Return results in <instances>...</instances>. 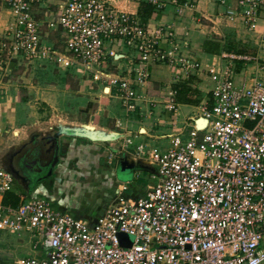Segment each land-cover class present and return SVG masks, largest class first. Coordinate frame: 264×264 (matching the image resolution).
I'll return each mask as SVG.
<instances>
[{
    "label": "built area",
    "instance_id": "built-area-1",
    "mask_svg": "<svg viewBox=\"0 0 264 264\" xmlns=\"http://www.w3.org/2000/svg\"><path fill=\"white\" fill-rule=\"evenodd\" d=\"M132 1L0 0L9 16L0 27V82L21 61L76 68L127 115L145 102L140 92L151 66L168 67L177 83L202 72L211 82L198 114L185 122V138L183 128L167 148L129 150L125 136L119 151L107 152L111 165L127 152L155 166L156 184L139 196L128 182L118 184L92 222L45 196L16 192L12 175L0 169V232H27L40 250L13 264H264V0H214L220 16L256 35V50L222 52L223 64L204 68L173 26L151 27L118 6ZM57 31L60 46L48 38ZM188 85L197 89L193 80ZM176 96L172 89L164 109L177 117ZM199 118L207 121L202 129Z\"/></svg>",
    "mask_w": 264,
    "mask_h": 264
},
{
    "label": "crops",
    "instance_id": "crops-1",
    "mask_svg": "<svg viewBox=\"0 0 264 264\" xmlns=\"http://www.w3.org/2000/svg\"><path fill=\"white\" fill-rule=\"evenodd\" d=\"M140 1L122 2L118 6L137 15ZM157 1L163 7L155 10L146 23L151 27L173 26L176 40L181 45L187 44V53L199 62L202 68L212 62L216 65L223 64L224 61L219 56L222 52H234V48L240 47L250 53L256 50L254 44L256 35L243 30L240 24L228 22L220 16L221 9L215 5L214 0H175V3L173 0ZM8 17L5 6L0 2V27L7 22ZM215 46H218L217 51ZM117 65L123 69L126 67L125 62H117ZM15 66L13 65V68ZM149 72V82L140 92L145 102H141L139 111L132 114V122L120 129L125 136L132 135L137 140L169 138L172 134L181 131L177 123L172 122L171 112L164 109L165 99L177 83L176 75L164 65L151 66ZM191 76L197 85V90L201 92L206 87L207 94L211 82L206 74L192 73ZM4 79L0 82V146L4 145L0 147V153L9 145L8 138L4 137L5 132L19 127L16 109L18 104H13L14 100L17 101V89H10L11 85ZM182 106L192 107L179 104L177 117L182 112L180 110ZM192 108L198 110V107ZM195 110L191 114L189 110L183 112L182 122L185 123L190 117L196 116L198 111L196 113ZM115 121L114 119V125ZM168 124L170 128L167 127ZM157 126H165L168 132L155 135L152 132ZM114 127L118 129L116 125ZM13 134L17 135L14 132ZM80 140L66 137L60 139L61 151L64 154L63 156L60 154L55 177L52 175L50 179L36 187H29V192L22 188L15 191L28 196L30 194L45 196L54 208L68 212L83 221L92 222L107 206L118 183L115 182L114 171L101 165V159L105 158L106 154L101 147L105 144ZM4 142L7 144L5 145ZM74 160L76 163H73ZM0 166H2L1 159ZM135 177L137 178V175ZM144 189L131 191L139 196Z\"/></svg>",
    "mask_w": 264,
    "mask_h": 264
},
{
    "label": "rangeland",
    "instance_id": "rangeland-1",
    "mask_svg": "<svg viewBox=\"0 0 264 264\" xmlns=\"http://www.w3.org/2000/svg\"><path fill=\"white\" fill-rule=\"evenodd\" d=\"M61 36L62 34L57 31L50 33L48 38L53 41L55 46H60ZM21 62L22 64L17 65L18 67L11 68V72L4 79L11 85L10 89H17V101L14 100L13 104H18L16 109L19 127L5 132L4 137L8 138L9 145L0 153V159H7L9 149L11 150L19 139L26 138L32 133L46 134L54 130L58 124L90 126L105 132H120V129L114 127V119L119 120L123 126L132 122L133 115H127L118 100L100 98L98 96L100 89L96 88L94 83L89 84L86 78L76 72V68H69L66 71L59 69L58 71L54 64L40 65L37 63L28 64L26 61ZM78 70L81 71L80 68ZM206 90L205 87L200 92L201 98L206 97ZM180 110L182 112L178 117L173 116L172 122L177 123L179 129L184 128L185 138L189 128L182 122L184 119L183 112L189 110V114H191L195 109L182 106ZM195 111L197 113L198 110ZM167 127L170 128V124ZM131 129L135 130L133 127ZM167 132L165 126H157L152 133L161 135ZM130 139L133 145L128 148L129 150H133L138 144H143L149 148L164 149L168 147L169 142V138L137 140L132 135H130ZM122 143L123 141L119 140L113 143H102L105 145L101 147V150L105 151L106 154L105 158L101 159V165L114 171L115 182L118 184L128 182L131 190L138 191L153 187L156 184V179H151L148 172L140 170H133L128 173L120 172L117 162L121 155L116 156V162H113L112 165L109 163V157H107L109 153L107 152L111 149H118L119 151ZM60 154L63 156V151ZM73 163L76 161L74 160ZM151 167L156 170L155 166ZM56 168L53 171V177L56 176ZM14 189H21L16 182ZM130 192L127 194L129 195ZM29 236L30 234L24 231L19 233L0 232V264H13L19 258L39 254V249L36 251L32 249L35 240L29 242Z\"/></svg>",
    "mask_w": 264,
    "mask_h": 264
},
{
    "label": "water",
    "instance_id": "water-1",
    "mask_svg": "<svg viewBox=\"0 0 264 264\" xmlns=\"http://www.w3.org/2000/svg\"><path fill=\"white\" fill-rule=\"evenodd\" d=\"M206 123L207 121L204 118L195 120L197 129H202ZM62 137L81 139L90 143H113L124 138L125 135L116 131L105 132L102 129H95L90 126L58 124L54 130L46 134L32 133L26 138L19 139L16 145L11 150L9 149L7 159H1L2 166H0V169L9 172L17 185L29 192V187H24L25 182L28 181L29 184L32 181L31 187H35L53 175L54 169L60 162V153L62 152L60 139ZM24 158L38 162L39 169L46 172L47 175L44 178H38L35 173L27 171L25 174L18 170L16 165ZM117 167L123 173L133 170L155 173L151 166L141 160H135L127 152L121 154Z\"/></svg>",
    "mask_w": 264,
    "mask_h": 264
},
{
    "label": "trees",
    "instance_id": "trees-1",
    "mask_svg": "<svg viewBox=\"0 0 264 264\" xmlns=\"http://www.w3.org/2000/svg\"><path fill=\"white\" fill-rule=\"evenodd\" d=\"M155 10H156L155 6L145 1H140L137 10V16L138 18H140L141 22L146 23ZM215 47L217 51L218 46ZM234 52L238 54L250 53L241 47L236 49L234 48ZM192 79L193 78H189L186 81L178 82L174 85L173 89L177 90L176 101L178 104L197 107L199 106L200 102L203 100V98L200 97L201 96L200 92L197 89L192 90L188 85V83L192 82ZM11 198L12 199L10 200V202L15 204L17 201L16 198L12 196Z\"/></svg>",
    "mask_w": 264,
    "mask_h": 264
},
{
    "label": "flooded vegetation",
    "instance_id": "flooded-vegetation-1",
    "mask_svg": "<svg viewBox=\"0 0 264 264\" xmlns=\"http://www.w3.org/2000/svg\"><path fill=\"white\" fill-rule=\"evenodd\" d=\"M38 164L39 163L33 159L27 160L24 158V159H22V161L19 164L16 165V168L18 170H21L25 174L27 173V171H29L33 174L35 173V175L38 178H44L47 174H46V172H43V171H41V169H39ZM48 179L49 178L43 180V182L47 181ZM31 186H32V181L29 184H28V181L24 183V187H31ZM22 189H25V188H22Z\"/></svg>",
    "mask_w": 264,
    "mask_h": 264
},
{
    "label": "bare ground",
    "instance_id": "bare-ground-1",
    "mask_svg": "<svg viewBox=\"0 0 264 264\" xmlns=\"http://www.w3.org/2000/svg\"><path fill=\"white\" fill-rule=\"evenodd\" d=\"M115 162V161H114Z\"/></svg>",
    "mask_w": 264,
    "mask_h": 264
}]
</instances>
